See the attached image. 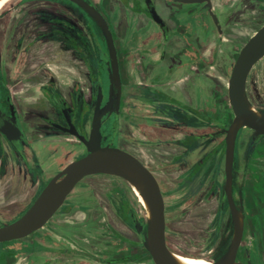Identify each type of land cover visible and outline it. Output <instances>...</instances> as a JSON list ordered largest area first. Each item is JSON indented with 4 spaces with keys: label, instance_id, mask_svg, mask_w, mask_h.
I'll use <instances>...</instances> for the list:
<instances>
[{
    "label": "flooded vegetation",
    "instance_id": "obj_1",
    "mask_svg": "<svg viewBox=\"0 0 264 264\" xmlns=\"http://www.w3.org/2000/svg\"><path fill=\"white\" fill-rule=\"evenodd\" d=\"M10 1L8 0L0 9V14L4 11L10 12L9 17L11 18V24L7 23L5 32L3 29L5 19L0 22V121L8 120L19 126L21 136L13 140L0 128L2 145L0 148L2 152L0 155V189L3 188L1 195L4 198L10 195H19L26 191V199L22 202H28V206H17L14 210L4 209L10 214L13 213V215H9V221L0 224V227L20 218L32 206L51 179L61 172L68 163L88 153L85 143L76 136L85 145V153L61 166L47 179L36 195L33 180V172L36 168L34 142L32 140L33 135L28 129L29 125L26 124L27 121L24 119L25 112L31 110L48 112L50 115L45 116L43 122L49 128L73 135L59 127V125H62L69 128L68 119H70L78 132L88 138L99 88L101 87L104 93L102 102V105H104L109 99L110 87L108 71L110 58L105 37L96 21L83 7L72 0H25L17 6H15L16 4L13 6L8 5ZM87 1L99 8L110 26L118 52L122 79L120 111L118 114L113 112L104 116L102 145H110L130 153L154 174L165 201L167 245L168 204L161 176L158 174V169L161 167L160 163L156 159L145 161L138 153L129 148L130 146L125 147L117 143L115 139H118L116 135L117 125L121 115L127 113L128 119L125 120L124 129L129 143L132 141V135L136 133H139L141 136L139 138L143 137V139L149 136L155 139L172 138L177 141L173 145L174 157L170 167L173 182L176 184L173 202L177 216L180 213L187 216V209L192 207L193 204L201 203L200 194L205 192L204 186L206 187L211 176V167H214L215 172L218 173L219 171L224 181L219 212L225 213L227 211L229 214V221L225 225V230H230V235L222 242L219 254L216 257L207 258L198 254L185 255L202 257L211 261L222 258L227 253L234 235L229 201L223 194L226 181V133H221V137L215 144L203 150L206 155L205 152L200 154L199 148L194 147L193 143L197 139L215 135L214 133L228 128L230 124L216 131L206 132L208 125L205 114L197 112L198 119H196L195 106L192 101H194L195 92L200 91V89L196 85L195 74L196 71L206 73V59L210 58L215 41L224 40L228 26L235 25L233 21L231 22L233 16L241 18L236 16L237 13H242V10L250 9L252 6L264 14V0H233L232 7L225 10L230 13L229 15H221L215 5V0H210L211 6H208L209 0ZM150 11L158 13L162 23L157 22ZM214 14L217 16L218 23L214 20ZM79 17L86 18L87 28H92L103 40L101 49H99L97 41L95 52L100 75L96 78L94 74H90L89 78L90 83L96 86L89 127L79 118L81 107H84L83 103L78 104L73 97L59 95L61 91L68 92L69 89L74 91L76 79L67 82L65 76L70 74L69 72L77 73V71H81L84 53L90 56L94 54L91 46L89 47L86 43L80 23L82 20ZM127 24L130 27L134 24L133 37L130 35V28L127 29ZM256 24L258 28L250 35L245 44L264 25V15L259 18V22ZM153 25L158 30L155 29L156 33L153 31ZM146 27H149L150 30L146 29L144 33L156 39L158 48L156 45L148 48L147 45L143 44L141 38L136 35L137 31ZM129 43H133L132 47L129 46ZM244 45L237 52L236 59ZM135 53H139L141 57L137 59ZM7 58H10V60ZM258 62L252 67L247 79L246 89L249 101V77ZM234 64L235 62L233 66ZM136 77H139V79H135ZM67 85L70 87L68 88ZM127 86L138 88L142 94L135 98V95L129 92L136 91H129L127 95L125 93ZM29 90L40 93L42 97L40 103L29 100V98L35 97L34 94L26 93ZM137 105L144 109L145 113L140 110L141 113L138 116H133L139 125L136 130L135 121L132 120L134 114L132 108ZM25 106L30 108L25 109ZM2 124L3 122H0V125ZM245 128L251 129L244 127L241 130L243 131ZM251 130L254 133L253 129ZM253 133L251 134L250 144L255 146L264 136L252 143ZM157 146L162 147V144ZM154 150L156 149L154 148ZM254 154L257 155L256 152ZM201 155L205 156L199 161ZM56 158L52 160L53 163ZM237 162L236 141L233 166V197L238 208L243 205L244 213V234L236 260L256 264L249 256L248 249L243 247V244L250 224L255 225L261 221V225L264 226V198L256 195L252 197V204L255 203L257 208L260 205L262 211L252 212L251 215L256 223L254 221L250 222L249 207L246 203L241 204V200L243 199L245 202L247 198V191L240 188L237 183ZM38 166L42 168V165ZM205 167L206 177L203 175ZM94 176L121 178L110 174H93L84 177L42 228L25 237L0 242V264H70L67 255L71 251L79 249L80 251L83 249L82 252H86L84 256L96 264H147L142 261L140 253L141 248L147 250L144 244L147 227L146 207L141 204L145 210V217L141 218L130 201L124 197L118 209L114 210L113 206H105L102 209L93 201V198L96 197L92 193L87 196L85 194L88 192L87 190L79 189L81 183ZM181 184L186 185L188 190L183 192ZM211 188L216 190V187L212 186ZM207 192L209 191L207 190L206 194ZM79 211L85 212L86 217L90 214L94 215L88 220L87 224H83L76 219V214ZM216 216L217 214L213 221H215ZM68 217L73 219H66ZM95 218H99L97 222L93 221ZM137 223L143 225L142 232L138 231ZM50 226H54V228H49ZM178 226L179 223L176 224V228ZM254 239H256L257 244L261 241L259 238L253 237L252 243ZM31 245L33 249L29 248ZM151 258L152 262L148 264H156L152 256Z\"/></svg>",
    "mask_w": 264,
    "mask_h": 264
},
{
    "label": "rangeland",
    "instance_id": "obj_2",
    "mask_svg": "<svg viewBox=\"0 0 264 264\" xmlns=\"http://www.w3.org/2000/svg\"><path fill=\"white\" fill-rule=\"evenodd\" d=\"M24 1L25 0H11L8 5L13 6L16 4L15 6H17ZM232 2L233 0H215V5L218 11H220L221 15H229L230 13L226 12L225 10H227L228 7H232ZM263 15V13H260V10L257 11L256 8L252 6L250 9L242 10V13H237L236 16L241 18H235V16H233L231 22L233 21L235 25L228 26L224 40L220 39L215 41V44L211 50V56H209V59H206V73H202L203 71H196V85L200 91L198 90V92H195L194 101H192V103L195 106L194 109L196 111V119H198L197 112L204 113L206 116V123L208 125L206 132L216 131L219 128L226 127L232 122L234 118V113L229 103L228 97V81L230 78L231 69L233 63L235 62L237 52L245 44L250 35L253 34V32H255V30L258 28L256 23L259 22V18ZM9 16L10 12L4 11L2 14H0V22L5 19V25L3 28L4 32L7 23L11 24V18ZM79 19L82 20L80 23L84 31L83 35L85 37L86 43L89 47L91 46L94 54L90 56L84 53V61L82 63L83 65L81 71H77V73L69 72L70 74L65 76L67 82L72 79H76L74 91L71 89H69L68 92L61 91L59 95L68 97L70 96L73 97V99H76L78 104L81 102L83 103L84 107H81L79 118L82 119L84 124L89 127L94 107V96L96 94V86L90 83L89 78L90 74H94L96 78H98L100 75V69L95 57V52L97 49V41L99 49H101L103 40L100 38L99 34L94 32L92 28H87L86 18L79 17ZM196 26L199 27L198 24H196ZM152 27L154 28V33H156L157 29L155 25ZM133 29L134 24L130 27L131 37H133ZM146 29L150 30L149 27L141 28L140 31L136 32V35L141 38L143 44L147 45L148 48H152L154 45H156L158 48L156 39L152 38L151 35L149 36L147 33H144L146 32ZM160 42H162V40H160ZM132 44L133 43H129V46L132 47ZM7 59L10 60V58ZM135 79H139V77H136ZM68 85H70V83H68ZM69 87L70 86H68V88ZM128 92L135 95V98L142 94L138 88L136 89L130 86H127L126 88L125 93H127V95L129 94ZM26 93L34 94L35 97L29 98L30 101H36L40 103L42 99L40 93H34L32 90H29ZM248 95L252 105L256 109L264 111V57L256 64L252 70V73L250 74L248 82ZM26 108L30 107L25 106V109ZM140 110L144 112V109L139 107V105L132 108L134 113L132 115V120L133 122L135 121L134 125L136 130L139 128V125L136 118L133 116H138L139 113H141ZM24 115V119L27 121L26 124L29 125V132H31V135H33L32 140L34 142L33 150L36 165V168L33 172V180L35 182V194L37 195L38 191L46 183L49 177H51L68 161H71L72 159L84 154L86 148L76 136L64 134L49 128V126L43 122L45 116L50 115L48 112L41 110H31L29 112H25ZM126 115L127 113H123L119 119L117 125L118 130L116 134L118 139L115 140L121 146H130L129 148L138 153L143 160L149 161L156 159L158 163H160L161 167L158 169V174L161 176L162 186L168 204V245L170 249L180 254L184 253L183 255L198 254L207 258L216 257L219 254V249L222 246V242L227 238L228 235H230V230H225V225L229 221V214L227 211L225 213L219 212L224 184L219 171L217 173L215 172L214 167H211V176L207 181L206 187L204 186L205 192L200 194L201 203L193 204L192 207L187 209V216L182 213L177 216L175 214L176 209H174L173 202V196L176 192V184L173 182V175L170 173V167L172 164L171 161L174 157L173 145H175L177 141L172 138L167 139L163 137L155 139L150 138L149 136L143 139V137L139 138L141 137L139 133H136L132 135V141L129 143L127 141V136L124 129L125 120L128 119ZM252 133L253 132L251 129L245 128L238 134L237 183L240 188H243L247 191V198L245 199V202L242 199L241 204L246 203V205L249 207L250 222L254 221L256 223V220H254L251 213L262 210L260 209V205L257 208L255 203L252 204V197L256 195L264 198V138H262L257 145L253 146L250 144ZM214 134L215 135H211L209 137L197 139L193 143L194 147L199 148L200 154H204L205 151L203 150H206L207 147L215 144L217 140H219V137H221V134ZM164 136L166 137V135ZM160 144H162V147L157 146ZM1 147L2 145L0 140V148ZM154 148L156 150H154ZM255 152L257 155L254 154ZM1 153L2 152L0 151V155ZM205 155H201L199 157V161ZM54 158H56V160L53 163L52 160ZM38 165H42V168H39ZM203 175L206 177V167L203 170ZM181 186V190L183 192L188 190L186 185L181 184ZM212 186L216 187V190H212ZM80 188L90 192L85 193L87 196H89V194L91 195L92 193L94 197H96L93 198V201H95L96 204H98L102 209H104L105 206H113L114 210L118 209L120 207L121 201L124 197H126L130 201L131 205L135 208L139 217H145V210L134 194L131 186L128 182L121 178L113 176H94L81 183L79 185V189ZM2 190L3 188L0 189V224L9 221L10 218H8V216L13 215V213L10 214L4 209L7 208L8 210H14L17 206H28V202H22L24 199H26V191L19 195H10L4 198L1 195L3 192ZM207 190L209 192L206 194ZM189 195H191V193H189ZM202 197L205 198L202 199ZM96 213L98 214V211ZM216 214L217 219L215 218V221H213ZM93 215L90 214L88 217H86L85 212L79 211L76 214V219L80 221V223L87 224L88 220H90ZM66 219L72 220L73 218L68 217ZM98 219L99 218H95L93 221L97 222ZM177 223H179L178 228H176ZM261 224V221L255 225L250 224V227L247 229L243 244V247L248 249L249 256L256 264H264V226ZM49 228H54V226H50ZM253 237L259 238L261 241L257 244L256 239H254V242L252 243ZM29 248L33 249L32 245ZM82 250L83 249H81V251L80 249L77 251H71L67 255V259L70 260V264H96L89 260V258L85 257L84 255L86 252H82ZM140 253L142 261H145L147 264L152 262L151 255L147 250L141 248ZM189 257L192 258L193 256ZM195 258L209 260L202 257Z\"/></svg>",
    "mask_w": 264,
    "mask_h": 264
},
{
    "label": "water",
    "instance_id": "obj_3",
    "mask_svg": "<svg viewBox=\"0 0 264 264\" xmlns=\"http://www.w3.org/2000/svg\"><path fill=\"white\" fill-rule=\"evenodd\" d=\"M84 8L100 27L107 44L109 54V99L102 105L104 93L99 88L93 113L89 137L80 134L70 119L69 128L59 125L63 130L80 138L88 153L68 163L65 168L49 181L32 206L17 220L0 227V242L19 239L42 228L64 203L74 187L86 176L110 174L119 176L135 186L145 198L150 217L145 230V247L156 264H179L172 250L166 243L165 201L154 174L130 153L110 145H102V124L105 115L118 114L122 97V79L115 39L110 26L99 8L87 0H72ZM198 1V0H197ZM202 1V0H199ZM208 6H211L210 0ZM213 13V12H212ZM153 18L162 23L155 11H150ZM214 20L218 23L217 16ZM264 56V25L250 38L241 49L233 66L229 79L228 95L235 114L229 127L218 133H226L225 151V186L224 197L228 198L234 224L231 245L222 258L213 264H252L236 260L238 249L244 234L243 206L238 208L233 197V166L235 162L236 141L239 131L244 127L253 129L252 143L264 136V111L256 109L247 96V79L252 67ZM1 119V112H0ZM0 125L1 130L13 140L20 138L19 126L8 120ZM139 232L143 225L137 223Z\"/></svg>",
    "mask_w": 264,
    "mask_h": 264
},
{
    "label": "bare ground",
    "instance_id": "obj_4",
    "mask_svg": "<svg viewBox=\"0 0 264 264\" xmlns=\"http://www.w3.org/2000/svg\"><path fill=\"white\" fill-rule=\"evenodd\" d=\"M8 2V0H0V9L5 5V3ZM134 191V193L136 194V197H138L139 201L141 202V204L146 207V216H147V219L150 217V208L145 200V198L143 197V195L140 193V191L135 187L133 186L132 184L130 185ZM173 254H174V257L175 259L177 260V262L179 264H213V261L211 260H203V259H200V258H195V257H189V256H186V255H183V254H180L174 250H172Z\"/></svg>",
    "mask_w": 264,
    "mask_h": 264
},
{
    "label": "crops",
    "instance_id": "obj_5",
    "mask_svg": "<svg viewBox=\"0 0 264 264\" xmlns=\"http://www.w3.org/2000/svg\"><path fill=\"white\" fill-rule=\"evenodd\" d=\"M118 1V0H117ZM116 2V1H115ZM127 29H129L130 28V26H129V24H127ZM125 34H126V32H125ZM135 57L137 58V59H139L140 57H141V55L139 54V53H135Z\"/></svg>",
    "mask_w": 264,
    "mask_h": 264
}]
</instances>
